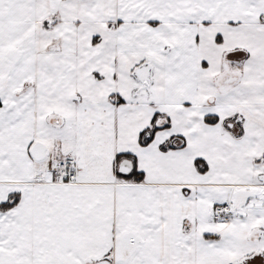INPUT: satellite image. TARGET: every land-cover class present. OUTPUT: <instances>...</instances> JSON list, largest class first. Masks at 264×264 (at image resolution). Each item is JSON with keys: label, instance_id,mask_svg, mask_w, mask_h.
<instances>
[{"label": "snow or ice", "instance_id": "6c2138e0", "mask_svg": "<svg viewBox=\"0 0 264 264\" xmlns=\"http://www.w3.org/2000/svg\"><path fill=\"white\" fill-rule=\"evenodd\" d=\"M0 264H264V0H0Z\"/></svg>", "mask_w": 264, "mask_h": 264}]
</instances>
